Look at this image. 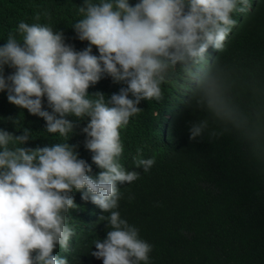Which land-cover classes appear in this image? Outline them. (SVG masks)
Returning <instances> with one entry per match:
<instances>
[{
  "label": "trees",
  "instance_id": "1",
  "mask_svg": "<svg viewBox=\"0 0 264 264\" xmlns=\"http://www.w3.org/2000/svg\"><path fill=\"white\" fill-rule=\"evenodd\" d=\"M84 3L0 0V47L10 34L19 41L18 26L25 22L62 31L66 44L86 49L89 42L74 29ZM232 18L236 24L224 49L209 48L201 60L170 66L161 99L142 100V110L120 130L124 151L118 162L140 175L118 184L113 211L152 246L148 264H264V0H248L247 10ZM13 72L5 66L6 77ZM126 86L105 75L88 92H102L107 101ZM7 95L0 92V129L20 136L27 128L30 136L25 145L10 147L68 143L91 165L90 175L102 171L85 147L82 129L90 118L68 116L76 125L72 133H49L43 118L11 104ZM43 104L51 111L46 97ZM197 127L200 133L192 138ZM153 158L147 172L135 167L136 159ZM72 195L78 208L69 210L67 222L74 234L68 248L57 246L55 254L69 264H103L92 252L110 230V213L83 200L80 191Z\"/></svg>",
  "mask_w": 264,
  "mask_h": 264
},
{
  "label": "clouds",
  "instance_id": "2",
  "mask_svg": "<svg viewBox=\"0 0 264 264\" xmlns=\"http://www.w3.org/2000/svg\"><path fill=\"white\" fill-rule=\"evenodd\" d=\"M247 4L139 0L133 6L130 0H85L79 9L83 19L74 25L78 38L89 42L82 51L66 44L62 31L19 24L20 40L10 34L0 47V92L7 91L11 104L43 118L49 133H72L76 125L68 116L90 118L82 129L85 147L102 171L90 175L91 165L68 143L10 147L28 143L29 130L15 136L0 129V264H69L55 250H66L74 234L67 222L69 210L78 208L74 190L110 213V230L103 241H95L92 255L103 264H148L152 246L113 211L120 198L118 184L140 175L118 162L124 151L120 130L142 110V100L161 99L163 73L170 66L201 60L209 48L222 51L236 24L232 13L245 12ZM5 66L14 69L7 77ZM105 75L127 85L107 101L102 92H88ZM45 97L51 111L44 109ZM199 133L193 128L192 138ZM154 163V158L134 161L145 172Z\"/></svg>",
  "mask_w": 264,
  "mask_h": 264
}]
</instances>
